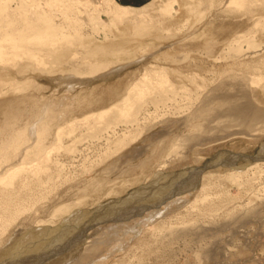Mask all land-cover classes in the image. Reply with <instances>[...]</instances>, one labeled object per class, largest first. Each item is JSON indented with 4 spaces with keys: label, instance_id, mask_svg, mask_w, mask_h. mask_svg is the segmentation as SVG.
I'll return each instance as SVG.
<instances>
[{
    "label": "rangeland",
    "instance_id": "rangeland-1",
    "mask_svg": "<svg viewBox=\"0 0 264 264\" xmlns=\"http://www.w3.org/2000/svg\"><path fill=\"white\" fill-rule=\"evenodd\" d=\"M119 1L148 11L147 18L153 17L154 21L144 32L150 35L139 34L127 42L123 40L125 35L130 32L133 35L140 28H127L126 22L116 24L105 17L108 29L102 32L90 27L81 31L68 29L61 44L75 50L88 41L94 42L92 47L95 43L114 42L120 51L113 58L117 62L140 55L144 48L150 49L151 53L141 64L128 66L108 78L89 80L73 92H68L66 84L60 81L62 69L69 67L52 68L47 57L32 62L34 69L28 74L30 77L19 76L18 82L13 73L0 77L1 127L6 125L9 115L18 112L21 115L15 126L33 121L36 107L46 104H52L57 113L68 100H78L83 105L82 111L78 109L77 120L53 126L43 140L29 138L27 130L6 147L0 139V172L7 162L22 160L18 165L20 170L8 175L14 181L10 182L12 178L8 177L0 181V218H9L15 226L0 246V264H49L64 254L65 264H75L84 254L88 241L100 238L102 231L115 223L134 219H110L92 226L101 217L95 211L97 207L150 184L157 168L170 154H176L178 160L184 153L189 154L190 159L184 160V165L168 171L180 173L206 164L222 150L252 155L261 149L264 134L254 139L235 133L239 121L232 123L224 120L226 117H213L211 110L230 101L245 100L240 86L247 88L250 104L264 110V2L236 7L226 5L227 0H204L198 15L181 12V6L175 4L177 10L173 16L161 11L166 0ZM243 33L248 36L242 42L241 58L236 59L233 54L236 51L229 52V41ZM251 38L261 50L256 51L255 44L247 40ZM178 56H183L185 61H176ZM253 59L257 61L251 63ZM13 63L8 55L0 56V66L15 70ZM153 67H165L173 88L159 85L164 87L138 102H135L138 93H131L119 108L102 112L123 98L129 82L138 80ZM51 68L56 71H47ZM194 74L197 80L192 77ZM142 90L147 92L146 86ZM206 98L212 104L203 107ZM138 115L145 120L141 121L142 130L135 129L138 125L127 127L128 121ZM116 125H120L117 133L108 131ZM129 129L137 137L119 146V137ZM244 162L240 160L237 165ZM232 168V165H219L207 169L195 189L200 192L207 183L206 199H202L203 194L191 196L187 204L170 209L158 221L139 225V233L126 237L128 244L121 242L128 235L126 229L121 230L108 237L101 246L102 252L86 258L84 264H237L239 258H246L245 264H262L249 258L256 252L264 260V170L260 177L256 170L239 177L229 174ZM211 170L207 178L205 175ZM139 180L144 181L136 183ZM171 180L164 186L167 192L176 185ZM110 192L121 194L105 197ZM100 198L103 199L96 202ZM78 204L83 205L63 215L55 224H35L51 218L61 207ZM185 227L193 230L183 232L180 237L166 236ZM10 243L13 246L3 253ZM112 243H121L120 248L112 250ZM239 250L242 254L236 255Z\"/></svg>",
    "mask_w": 264,
    "mask_h": 264
},
{
    "label": "bare ground",
    "instance_id": "bare-ground-1",
    "mask_svg": "<svg viewBox=\"0 0 264 264\" xmlns=\"http://www.w3.org/2000/svg\"><path fill=\"white\" fill-rule=\"evenodd\" d=\"M203 1L204 0H193L192 2H188L186 0H166L161 7V11L165 14L175 16V14H173L175 10H177L175 8V4H179L181 6V12H191L192 14L195 13V15H198L200 14L199 9ZM258 2L263 3L264 0H227L225 1V4L236 7H247ZM142 8L143 7L122 4L119 0H0V56L8 55V57L14 62L11 66L15 68V70H11L9 66H0V77L5 78L6 74L13 73L12 77L16 79V82H18L19 76L24 75L30 77L28 74H30L31 70L34 69L32 62L39 58L47 57L52 63V68L57 67L56 65H66L67 67H69V69H62L61 76L63 77V79H60V81L66 84V90L68 92H73L78 88L80 84L86 83L89 80L96 79L98 77L108 78L115 74L121 73L128 66L141 64L143 60H146L151 53L150 49L144 48L143 52L140 55L117 62V60L113 58L120 55V51L117 49V45L114 42H111L110 44L95 43L96 46L92 47L94 42L92 43V41H88L83 43L84 45H82V48L78 46L75 50L61 44V42L64 41L62 39L67 36L66 31L68 29H76L81 31V29H84L85 27H90L97 32H100L102 29H108V24L105 22V17H108L112 20L113 23L116 24L120 22H126L125 24L127 28H140L138 30L139 32L133 35L131 32L130 34L127 33L125 35L123 40H126L127 42L131 37L139 34H146V36L150 35V32L144 31H146V27H148L149 23L154 21V19L153 17L148 19L147 15L150 16L148 14V11H145ZM246 36H248L246 33L238 34L231 41H229V52L231 53L233 50L236 51L233 52V54H235L234 56L237 57L236 59L241 58L240 52H243L244 50L242 48V42L246 41ZM106 38L108 39V36ZM247 40H249V42H253L252 38ZM90 46L91 48H89ZM254 46L258 48L256 49V51L261 50L259 49L260 47H258L260 46L259 44H255ZM70 55H74V57H76L69 58ZM241 55L243 54L241 53ZM15 61H18V63H16ZM176 61L184 62L185 60L183 56H178V58H176ZM255 61L257 60L253 59L251 63H254ZM52 68V71L50 69H48L47 71H50L51 73L55 72L56 69L54 70ZM167 74L168 73L165 67H153L151 70H146L142 73L141 78L129 82V85L126 88V94L123 96V98L116 101L113 106L104 109L102 112H106L108 110H111L112 108H119L121 105H123L124 101L129 97L128 95L131 93H138V95L140 94L139 98L138 95L136 96L135 102H138L139 100L143 101L147 94L159 90L160 87L162 88L165 86L170 89L173 88V81L171 82L169 75ZM196 75L197 74H194L192 75V77L196 79ZM159 85L164 86L159 87ZM144 86H146L147 92L142 90ZM240 87H242V89H240L242 90V96L243 98H245V100L243 99V101L239 102H223V105H221L222 103L220 104L221 107L215 108L214 106V108L211 110V113H214L213 117H226L224 120H230L232 123L239 121V128L236 129L237 131L235 133H239L245 135V137L254 139L261 138L264 134V110L255 109L248 101L247 88H243V86ZM0 92H2L1 89ZM210 101V99L206 98L203 101L202 106L207 107L211 105L212 103H210ZM36 108V115L33 121L23 123L22 126H15L16 122L20 119L21 114L19 112L12 114V116L9 115L6 125L3 127L0 126V139L2 140L1 145H4V147H6L11 142L17 141L18 138L21 137L20 135L22 134V132H26V130L28 131L29 138H37L39 140H43L46 133H48L53 126L58 127L67 123L68 121L77 120L79 116V114L77 113L78 109H81L82 111L83 105L81 104V101L68 100L60 113H57L54 110L52 104H46L41 108ZM87 113L83 114L85 115ZM14 119L15 121H13ZM141 121L142 118L138 115V117H135L132 121H128V123L130 124L127 123V127L138 125L135 129L137 131H140L142 130L140 126ZM142 122H145V120H143ZM120 123L122 122H119V124ZM118 126L120 125L110 127L108 131L111 130V132H113L112 134L117 133V129H119ZM133 132L134 131H132V129L126 130L121 139L119 137L120 140L118 139V142L116 141L118 145L122 146L124 144H127V142L135 140V137L137 136L136 134L133 135ZM186 139L183 138L182 140L185 141ZM191 140L192 139H190V141ZM230 152L234 151L222 150L214 156L221 157L222 159H231L233 158V155H230ZM259 152L264 153V142L261 145V149ZM240 153L247 154L244 152ZM181 157L182 158L180 159L179 157L180 160H178L176 154L168 155V157L164 159V161L157 168L158 171L152 177L150 184L143 185L135 189L126 197L113 199L112 201L110 200L107 203H101L97 207L96 211L101 213V217L98 221L93 222L91 224L92 226L97 223L101 225V223H104L107 220H112L113 218L110 217L113 216L119 218L121 217L120 219H126V221L131 219L132 217L134 219L131 222L120 221L119 224L115 223L109 226L106 231H102V236L100 235L101 239L95 238L88 241L84 250V254L82 255L81 259H79V261H77L75 264H84L86 258L98 256L100 252H102L101 246L102 244L106 243V239L108 237L112 238L114 234L119 233L121 230L126 229L128 232L127 236L125 235L123 236V238H121V242H125L127 240L126 237H133L135 234L140 232V229L137 228L139 225L144 226L149 224L150 222L158 221L160 218L164 217L170 209L182 207L183 204L188 202V200H191V196H200V194H203L202 199L204 200L207 198L208 195L205 194L207 183L202 186L200 192H196V188H192L185 192L175 193L168 198L167 194L165 195V193L167 192L164 189L166 183L170 182V179L172 178L173 180H171V183L172 181H174L173 183H177L179 179H181L185 175H181L178 173H168L169 169L177 167L179 164L184 165L186 162L183 161L190 159L188 153H184ZM13 158L10 157V159ZM20 163L22 164V160H20L19 158L13 159L12 162H7L4 166H1L2 171L0 172V181H5V178L8 177V175L12 176V173H16V170L19 169L18 165ZM232 167V170L229 171V174L231 175L241 177L244 174H248L252 170H256L255 172H260V174H258V177H260L261 171L264 170V159L255 160L253 162L244 163L241 165L235 164L232 165ZM154 171L144 180L146 181L151 178V175L154 173ZM212 172V170L209 171V173H206L205 176L208 178V176H210ZM14 176L15 174H13V177ZM8 178L10 179L12 177ZM144 180H139L136 183L142 182ZM9 181L12 182L14 180L12 178V180L10 179ZM131 185L132 184L127 187L129 188ZM120 194L121 193L110 192L105 197H113ZM103 198L98 199L96 202L102 200ZM160 198H163V200L161 199L162 201H160ZM82 205L83 204H78L77 206L74 205L70 207H61L53 213L51 218L38 220L35 224L36 226L55 224L58 222V220L61 219L63 215H68L72 212L73 209ZM12 223L13 222L7 217H5L4 219L2 217L0 218V246L6 242L8 234L10 235V232L12 231L11 229L14 226V224ZM91 225L86 226L85 229L87 230V228ZM185 228L180 231H178V229L171 231L170 233H167L166 236H169V238L180 237L183 236L180 235L183 232L193 230V228ZM97 231H100V228H98ZM102 239H104V241L101 242ZM22 240L24 239L22 238L20 241ZM249 242L252 243L250 240ZM113 243L111 245L112 250L113 248H120L121 243L116 245ZM9 246L12 247L13 245L10 243V245H8L6 249L4 248L5 250L3 251V253L7 249H9ZM239 254H242L241 250H239L236 255ZM66 257L67 256H65L64 254L63 256H60L55 260L52 259L51 263L49 264H65ZM249 260H254L256 263L261 262L262 264H264V260L256 252L254 255H252V257L249 258ZM246 261H248L246 258H239L237 259V264H245Z\"/></svg>",
    "mask_w": 264,
    "mask_h": 264
},
{
    "label": "water",
    "instance_id": "water-1",
    "mask_svg": "<svg viewBox=\"0 0 264 264\" xmlns=\"http://www.w3.org/2000/svg\"><path fill=\"white\" fill-rule=\"evenodd\" d=\"M230 155H233L232 160L228 159V158L222 159L221 157L213 156L212 159H210L206 164H204L202 166L190 167V168L185 169V171L178 173L181 175L182 174H185V175L181 179H179V181L176 183V185H174V187L169 192H166L165 195L167 194V198H168L175 193L185 192L189 189L196 188L197 186L200 185L201 176L205 171H207V169L215 168L219 165H230V166L235 165L240 160H244L245 161L244 163H249V162H253L255 160L264 159V153L259 152V151L256 154H252V155L243 154L240 152H236V153L230 152ZM163 198H160V201H162ZM122 210H123V208H122ZM120 218L113 216L114 220L120 219ZM82 234H84V232H82Z\"/></svg>",
    "mask_w": 264,
    "mask_h": 264
}]
</instances>
